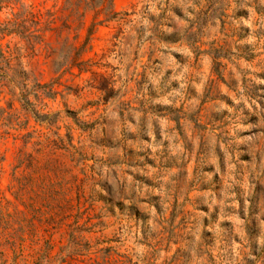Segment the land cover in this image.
<instances>
[{
  "label": "rangeland",
  "instance_id": "obj_1",
  "mask_svg": "<svg viewBox=\"0 0 264 264\" xmlns=\"http://www.w3.org/2000/svg\"><path fill=\"white\" fill-rule=\"evenodd\" d=\"M221 3L0 0V264H264V0Z\"/></svg>",
  "mask_w": 264,
  "mask_h": 264
},
{
  "label": "trees",
  "instance_id": "obj_2",
  "mask_svg": "<svg viewBox=\"0 0 264 264\" xmlns=\"http://www.w3.org/2000/svg\"><path fill=\"white\" fill-rule=\"evenodd\" d=\"M221 1H223V0H204V2H205V5H204V9H203V6L201 7V8H199V10H198V12H197V14H196V16L194 17V21H192V22H194V23H198L199 22V17H200V15L201 14H203V17L205 16V14H206V12L208 11V10H210V11H213L214 9H213V4L215 3V2H219V7H217L216 9H221L222 8V3H221ZM198 7V6H197ZM206 9V10H205ZM209 11V12H210ZM222 14V13H221ZM202 17V18H203ZM205 18V17H204ZM206 19V18H205ZM205 19H204V21H205ZM203 20V19H202ZM201 22H203V21H201L200 20V25L201 24H203V23H201ZM197 27V26H196ZM199 27V26H198ZM191 28L192 27H189L188 28V30H191ZM9 32H11L10 30H8L6 27H1L0 26V34H8ZM193 33H195V32H189V34H193ZM189 36H191V35H189ZM193 42V41H192ZM6 69H7V61H6V59H5V57H4V55H3V52L1 51V49H0V77H4V76H6ZM177 112H178V110H171V109H169V113H173L174 115H169V117L167 118V119H169V120H172V121H175L176 122V128H178L179 127V116L177 115ZM165 114H162V116H164ZM106 201L110 204L111 203V199L110 198H108V199H106Z\"/></svg>",
  "mask_w": 264,
  "mask_h": 264
}]
</instances>
